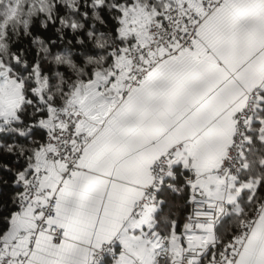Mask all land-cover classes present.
Returning <instances> with one entry per match:
<instances>
[{"label": "snow or ice", "instance_id": "6c2138e0", "mask_svg": "<svg viewBox=\"0 0 264 264\" xmlns=\"http://www.w3.org/2000/svg\"><path fill=\"white\" fill-rule=\"evenodd\" d=\"M7 44L0 264H264V0H0Z\"/></svg>", "mask_w": 264, "mask_h": 264}, {"label": "trees", "instance_id": "16d2710c", "mask_svg": "<svg viewBox=\"0 0 264 264\" xmlns=\"http://www.w3.org/2000/svg\"><path fill=\"white\" fill-rule=\"evenodd\" d=\"M25 2L26 3H31L32 0H25ZM37 12H38V9L37 8H33V9H31L29 11H25L23 13H20V12H13L12 13V15L14 17L20 19V22L19 23H17L15 20H13V22H11V24H10V31L13 33V37H12L13 40H15L16 39V36L19 34L17 30L20 29V28H22V27H24V24L26 22L27 23H30L31 17L34 16V15H36ZM37 30H38V28L37 29H34V31H37ZM25 45H28L30 47L29 41L21 38V40L18 43H16V44L13 45V47L14 48H17V49H19V48H25ZM10 48H11V44H7L6 47L0 48V55H3V56L6 57L7 54H8V52H9V50H10ZM25 51L28 53L29 58H31L32 55L34 54L33 52H28V49L27 48H25ZM6 162L10 163L11 160L10 159L9 160H6ZM102 264H111V258L110 257L106 258L102 262Z\"/></svg>", "mask_w": 264, "mask_h": 264}, {"label": "built area", "instance_id": "2783aa9c", "mask_svg": "<svg viewBox=\"0 0 264 264\" xmlns=\"http://www.w3.org/2000/svg\"><path fill=\"white\" fill-rule=\"evenodd\" d=\"M108 257H109V256H108L107 254H104V260H105L106 258H108ZM104 260H103V261H104ZM103 261H102V262H103Z\"/></svg>", "mask_w": 264, "mask_h": 264}]
</instances>
